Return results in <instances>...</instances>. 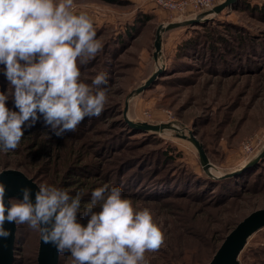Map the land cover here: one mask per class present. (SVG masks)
I'll list each match as a JSON object with an SVG mask.
<instances>
[{
	"label": "rangeland",
	"instance_id": "obj_1",
	"mask_svg": "<svg viewBox=\"0 0 264 264\" xmlns=\"http://www.w3.org/2000/svg\"><path fill=\"white\" fill-rule=\"evenodd\" d=\"M242 2L264 8V0ZM225 10L220 19L241 26L250 38L264 31V13L244 8ZM73 11L89 15L96 38L103 44L102 51L80 70L81 80L88 84L98 72L108 74L105 108L98 118L86 117L75 132H67L62 138L51 135L41 118L32 130H25H30L24 133L27 140L15 150L0 151V170L6 167L34 174L39 184L66 189L73 196L80 191L75 190L71 178L80 179L84 182L80 188L84 193L80 218H84L83 209L95 188L118 186L135 211H150L163 233L160 249L145 253L147 264H207L230 228L253 211L264 209V195L245 193L233 208L230 202L215 207L214 187L204 189L206 196L195 200L184 197L181 188L197 192L188 186L177 189L172 185L170 191L156 192L147 188L144 192L147 186L141 185L140 176L150 174L156 180L154 172L170 166L200 176L204 168L198 151L183 137L191 132L204 147L213 177L238 171L256 158L264 148V68L255 74L253 64L226 66L217 59L210 62L209 58L200 61L187 57L179 52L180 44L202 30L192 24L164 31L161 55L156 60L158 27L184 22L194 15L165 10L151 0H74ZM157 72L150 86L137 93ZM0 92H11L6 78L0 80ZM6 106L17 110L11 98ZM128 121L169 124L172 128L145 131ZM165 153L175 162L167 161ZM127 185L130 194L123 189ZM99 210L97 206L95 211ZM80 222L87 223L85 219ZM21 227L23 244L16 256L24 264H35L39 233L26 224ZM168 240L171 245L166 243ZM263 249L264 223H259L249 231L238 259L243 264H264ZM170 254L174 256L171 259ZM61 256V264H72L70 253Z\"/></svg>",
	"mask_w": 264,
	"mask_h": 264
},
{
	"label": "clouds",
	"instance_id": "obj_2",
	"mask_svg": "<svg viewBox=\"0 0 264 264\" xmlns=\"http://www.w3.org/2000/svg\"><path fill=\"white\" fill-rule=\"evenodd\" d=\"M74 0H0V65L11 92H0V151L15 150L25 130L43 121L51 135L75 132L87 117H99L107 103L108 74L91 84L81 80L86 66L103 49L87 13L73 11ZM15 109L6 106L9 99ZM215 178V177H214ZM22 199L9 198L0 182V238L12 233L5 222L27 225L72 264H147L164 237L148 209L135 211L118 186L104 184L90 194L78 220L83 192L40 184L24 187ZM99 206V211L95 209Z\"/></svg>",
	"mask_w": 264,
	"mask_h": 264
},
{
	"label": "trees",
	"instance_id": "obj_3",
	"mask_svg": "<svg viewBox=\"0 0 264 264\" xmlns=\"http://www.w3.org/2000/svg\"><path fill=\"white\" fill-rule=\"evenodd\" d=\"M239 2L240 0H238V2H236L233 6L229 8H233L239 11L241 9L243 10V8L247 10L255 9V12H258L260 14L264 13V8L251 7L247 5L246 2H242V3H239ZM225 11L226 10H223L220 14H218L213 19L202 20L196 24H192L193 27L199 26L200 29L202 28V30H198V31L195 30L196 35L185 38L183 42L180 44L179 52L184 53V55H187V57H191L194 60L199 59L200 61L202 60L207 61L209 58L211 62V60L215 61L217 59L219 62H221V64L226 65V66H232V64L240 65L241 63H244L246 66H250L251 64H253L256 66V69H257L254 73L255 74L259 73L261 69L264 68V31H261L262 33H258L257 35L258 37L251 36L252 38H250V33L244 28H241V26L234 24L230 20L222 21L220 19L224 15V13L226 14ZM198 49H203L205 53L200 54V50ZM221 49L223 51H221ZM194 52H196V54ZM0 76H1L0 80L5 79L3 77L4 75L2 71H0ZM30 129L32 130V128ZM28 132H26L25 134H27ZM25 134L22 137L21 142L27 140ZM58 145L56 144V147H55V149L57 150H59L60 148V146ZM164 155L167 161L171 163L175 162L173 160L174 159L173 156H169L168 153H165ZM200 164H201V161H200ZM174 167L171 168L170 166L169 168L164 167V168H161V170H156V172H154V174L157 177L156 180L153 178V176L151 177L150 174L140 176L142 177L141 185L147 186L145 187V189L144 188H141V189H144V192H145L147 188H150V190L156 192V190L170 191V189H172L171 188L172 185H174V187L177 189L181 186L182 187L188 186V187L193 188V190L197 192L190 193V192H187L188 189L184 190L183 188H181L182 191H184L183 193L184 197L189 196L190 198L195 199L197 198V196H202V197L206 196L205 191H203L204 189L208 187H214L211 191H215V192L217 191V195L215 196L217 204L215 203L216 205L215 207L224 206L230 202L232 205V208L235 206L236 202L243 199L244 197L243 194L245 193H249L251 194V196L261 195V194L264 195V158H262L257 164H255L253 168H251L249 171L242 173V174L232 176V177H227V178H216V177L214 178L213 176L209 175L204 170L201 172L200 176H197V174L194 175V173H192L191 170L180 168V167L178 168H174ZM7 169L8 168L5 167L2 170H0V172L7 170ZM16 170H19V169H16ZM162 173H163V176H162ZM26 175L34 179V181L38 185H40L39 182L37 181V178L34 176V174L32 175L26 174ZM79 175L81 174L79 173ZM71 180L75 184V190L81 192L80 188L82 187L84 182H82L78 178H71ZM127 186L128 187L125 186V188L123 189L125 190L127 194H130L131 191L127 190L130 186L129 185ZM148 197L149 196H147V198ZM159 199L160 198H156L157 201ZM204 201L205 200H202L201 202H204ZM80 217L81 216H78L79 221L81 219H85V221H87V219L84 216H83L84 218H80ZM246 217L238 221L232 228H230L229 231H227L223 235L220 246L215 249V252H213L212 257L207 264H210L212 262V260L214 259L215 255L217 254L218 250L220 249L221 245L223 244L227 236ZM20 229H22L21 225L17 226L14 264H24V262L16 256L18 252L17 250H19L20 245L23 244V242H21L23 238L21 236ZM166 243L169 245L170 244L169 240L166 241ZM39 245H40V235H39ZM38 252H39V246H38ZM38 252L35 258L36 259L35 264H37ZM169 257L171 259V257H174V256L173 254H170ZM61 263H62V256L60 254L58 264H61ZM238 264H243V263L240 262V260L238 259Z\"/></svg>",
	"mask_w": 264,
	"mask_h": 264
},
{
	"label": "water",
	"instance_id": "obj_4",
	"mask_svg": "<svg viewBox=\"0 0 264 264\" xmlns=\"http://www.w3.org/2000/svg\"><path fill=\"white\" fill-rule=\"evenodd\" d=\"M236 2H238V0H225L224 2H221L215 6L212 10L203 12L196 18L189 19L184 22L160 25L156 32L154 58L158 60L159 56L161 55L162 33L164 31L185 25L195 24L209 15H218L223 10L233 6ZM158 73L159 72L155 73L146 82V84L140 87L136 92L140 93L146 90L158 76ZM128 122L132 127H137L145 131H162L164 128H172V126L169 124L152 125L149 123H134L132 121ZM183 137L187 138L194 144L198 151L204 170L212 176L213 174L210 171L212 164L208 159L203 145L192 132L190 133L189 137ZM262 158H264V148L256 158L251 160L240 170L217 176V178H227L238 175L257 164ZM0 182H3V184L6 186V205L9 198L22 199V193L20 190L24 187H28L32 190V199L34 201L35 192L38 191L39 188V185L34 181V179L28 177L24 172L16 169H7L0 172ZM259 223H264V209H259L251 213L235 227V229L227 236L210 264H238V256L245 244L249 231ZM4 227L5 229L10 230L12 235L7 239L0 238V264H14L17 226L14 223L5 222ZM59 256L60 254L52 244H45L40 238L37 264H58Z\"/></svg>",
	"mask_w": 264,
	"mask_h": 264
},
{
	"label": "built area",
	"instance_id": "obj_5",
	"mask_svg": "<svg viewBox=\"0 0 264 264\" xmlns=\"http://www.w3.org/2000/svg\"><path fill=\"white\" fill-rule=\"evenodd\" d=\"M156 6L171 12L194 15L198 17L201 13L212 10L220 4V0H151ZM249 149L248 144L245 146Z\"/></svg>",
	"mask_w": 264,
	"mask_h": 264
},
{
	"label": "bare ground",
	"instance_id": "obj_6",
	"mask_svg": "<svg viewBox=\"0 0 264 264\" xmlns=\"http://www.w3.org/2000/svg\"><path fill=\"white\" fill-rule=\"evenodd\" d=\"M211 169L213 170V168L211 167ZM245 175V174H244Z\"/></svg>",
	"mask_w": 264,
	"mask_h": 264
}]
</instances>
